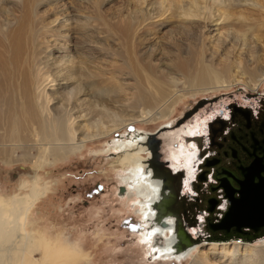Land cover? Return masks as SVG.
<instances>
[{
	"label": "bare ground",
	"instance_id": "bare-ground-1",
	"mask_svg": "<svg viewBox=\"0 0 264 264\" xmlns=\"http://www.w3.org/2000/svg\"><path fill=\"white\" fill-rule=\"evenodd\" d=\"M39 1L0 0V161L4 165L31 162L40 171L41 168L50 166L53 160L78 152L84 142L107 137L119 130L128 121L119 113L109 111L107 107V103L116 93L122 94L125 100L129 97L130 100L140 102L145 107L140 111V118L152 122V116L147 118L148 110L161 106L158 114L162 117L164 113L171 111L179 98L171 96L167 99V81L174 80L173 75L179 74L191 80L197 91H214L226 83L221 79V73L208 62L211 60L204 59L203 52L212 48L211 43L215 39L208 41L207 33L219 31L221 20L217 22L218 19H215L217 12L223 3H230L231 0H189L185 4L179 0L172 11L170 7L168 10L164 7L167 0H160L157 8L152 7L151 0H136L139 3L135 10L138 16L134 14L131 19L134 22L125 20L127 23L121 28L120 39L124 43V51L121 64L114 72H109L104 60L108 50L103 44L106 40V24L102 18L98 19L97 32L100 37L97 42L92 45L90 42L96 29L82 24V37L78 38L79 41L82 40L81 44L70 47L71 38H74L69 33L70 24H65L58 13L53 14V20L39 14L36 11ZM167 11V19L174 18V13L179 14L178 26L183 28L184 42L171 40L166 43L169 49L162 48L160 54H157L150 43L149 35L163 24L162 17ZM82 19V23L87 21V18ZM140 48L145 49L144 54L140 53ZM96 53L98 56H95ZM145 54L148 55L144 56ZM154 56L157 58H153ZM169 56L172 58L168 62L160 61ZM125 80L132 82L130 89H126L128 82L125 83ZM126 103L129 104L128 100ZM93 115L99 119H94L96 122L92 125L86 123L85 120L88 121ZM257 117L254 114L249 117L247 114L245 119L256 120ZM241 121L240 117L234 120ZM236 126L235 124L234 129L228 133H239L242 130L239 135L243 140L233 144L237 157L230 160L229 154L217 156L214 151H210L209 156L216 157L217 160H209L205 166L214 169L213 173L219 171L225 175L228 170L235 171L229 162L233 165L248 163L252 137L247 139L243 124L240 128ZM251 127L253 129H248V134L254 132L255 126ZM162 129L167 130L166 127ZM78 131H81V137H78ZM122 132H119L121 135L117 139L109 140L107 151H112L113 156H116L111 162L115 164L122 193L127 190L133 196L127 197L129 201L135 202L138 241L151 260L180 263L190 257L194 250L206 246L196 255H191L190 264H264V246L256 250L249 243L241 245L240 243H244L241 241L231 244L224 241L206 243L203 242L204 239L198 238L194 240V244L175 253L172 249L175 241V219L160 215L156 217L154 209L155 204L167 199L168 195V192L161 191L159 178L151 176L148 146L154 137L141 131L130 135ZM227 140L226 133L222 136V141ZM225 149H228V145ZM15 150H19L23 158L17 157ZM32 150L38 153L36 157L30 155ZM201 165L199 168L204 167ZM171 171L173 172L172 168ZM209 179L212 178L207 180ZM36 181L37 174H34L29 191L34 200L45 195V187L38 190ZM212 186H207L208 191L216 190ZM125 195L120 194V199ZM25 203L24 199L14 198L11 208L6 209L0 204V264H44L46 260H50L52 264L66 262L57 242L47 240L49 236L45 238L39 231L35 235L40 236L39 239L33 240V236L24 229L22 219L28 213ZM176 203L179 212L184 210L187 214L190 210L184 204ZM217 204L216 213L220 217L226 204L221 198ZM130 206L133 207V204ZM192 225L193 223L190 224ZM201 228L197 234L203 235ZM185 230L188 234L190 229L185 227ZM193 233L195 235L194 230ZM189 239L193 241L190 236ZM34 252H39L40 258L34 259Z\"/></svg>",
	"mask_w": 264,
	"mask_h": 264
},
{
	"label": "rangeland",
	"instance_id": "rangeland-1",
	"mask_svg": "<svg viewBox=\"0 0 264 264\" xmlns=\"http://www.w3.org/2000/svg\"><path fill=\"white\" fill-rule=\"evenodd\" d=\"M178 1L167 0L165 9L168 10L170 7L172 11ZM182 1V4H185L189 0ZM151 2H153L152 7H159L160 0H151ZM137 6L139 3L136 0H40L36 11L41 15L49 16L51 18L49 20H53V14L58 13L65 24H70L69 33L74 37L71 38L70 47L73 44H81L82 40L80 42L78 38L82 37V24L93 26V30L96 29L93 31L90 42L91 45L97 42L100 37L97 32L98 19L102 18L106 24L105 39L108 41H102L105 49L108 50L105 52L104 60L107 62L105 63L109 72H114L115 68L121 64V55L124 51V43L120 37L121 28L127 23L125 20L133 18ZM165 13L162 17L163 24L156 27L153 30L154 33L151 32L149 35L150 43L157 54H160L159 51H162V48L169 49L166 43L171 40L184 42L183 28L180 29L178 26L179 14L174 13V18L167 19L169 12ZM136 16H138L137 13ZM82 18H87V21L82 23L84 21ZM215 19H218L217 22L221 20L219 31L207 33L208 41L215 39L211 43L212 48L204 50L203 56L207 61L210 59L211 61L208 62L221 73V79L226 82L223 87L214 91H197V87H193L191 80L179 74L173 75L174 80L167 81V99L171 96L173 98L179 96V98L173 104L171 111L168 114L164 113L162 117L158 114L161 106L148 110L147 118L152 116L154 118L152 122H146V119L140 118V111L145 108L140 102L126 97L128 104L122 94L116 93L115 97L109 98L111 101L109 100L107 107L109 111L119 113L122 117L124 116V120L128 121L119 130L107 137L84 142L78 152L55 159L50 166L43 167L40 171L31 162L4 165L0 161V204L8 209L11 207L13 198L26 201L28 215L22 219L24 229L31 234V237H35H32L33 240L36 238L38 240L40 236H36L41 232L40 235H44L45 238L49 236L47 240L57 242V247L63 251L66 260L59 264H190L191 255H196L199 250L206 248V246L199 247L180 263L151 260V257L147 256L145 249L138 241V216L135 212V202L129 201L128 197L120 199L119 188L122 185L111 163L116 156H113L112 151H107V146L109 140H115L121 135L120 131L127 135L136 131L151 134L159 140V161H169L173 171L181 167L187 170L184 178L187 181L192 176L191 163L196 153L193 144L190 143L191 151L185 147L182 137L188 135L187 140L191 142L193 137L200 136L202 132L200 127H203L211 118V111L215 107L209 106V109L200 107L191 119H183V115L191 111L202 99L218 96L224 98L228 94H233L237 100H241L244 94L264 95V0H231L230 3H223ZM141 48L139 51L144 54L145 49ZM171 58L172 56L163 57L160 61L166 63ZM127 82L125 87L130 89L132 82L125 80V83ZM94 117L91 116V119L85 122L92 125L99 119ZM129 117L133 119L130 120ZM190 121L193 122L190 123ZM167 125L173 128L166 130L164 136H159V131ZM177 129L179 130L175 132ZM78 133V137H81V131ZM167 137H172V141L166 140ZM174 141L178 142L177 148L172 146ZM15 151L17 157L23 158L19 150ZM37 154L36 150L30 153L33 157ZM34 174H37L35 182L37 189L41 190L45 187L44 197L37 200L29 195ZM207 182V186L214 184L212 179ZM203 198L205 195L198 194V201L191 203L192 206L196 208L200 199ZM131 204L133 207L130 206ZM183 204L187 205L186 202ZM199 209L201 208L197 210ZM187 215L189 217V211ZM193 230L196 235L197 230ZM212 241L219 243L224 241L230 244L241 241L244 242L240 243L241 245L249 243L256 250L264 246V236L250 241L220 240L214 236L203 240L206 243ZM38 254L39 252H34V259L40 258ZM44 264L52 263L46 260Z\"/></svg>",
	"mask_w": 264,
	"mask_h": 264
},
{
	"label": "water",
	"instance_id": "water-1",
	"mask_svg": "<svg viewBox=\"0 0 264 264\" xmlns=\"http://www.w3.org/2000/svg\"><path fill=\"white\" fill-rule=\"evenodd\" d=\"M166 132L164 130L159 131V136H164ZM156 139L155 137L153 138L155 141L149 149L151 176L159 178L161 191L168 192V195L167 199H161V202H157L154 209L156 210V217L160 215L175 219V241L172 244V249L175 253L183 251L194 244V240L198 238L211 239L214 236L220 240L236 239L249 241L252 238L264 236V151L261 145H256L251 152H248V163L235 169L234 173L237 177L223 176V178L217 180L216 186L220 187L218 189L221 190V199L226 204L220 217L216 213L219 199L213 197V192L209 194V187H207L206 182H203L205 180L203 177L199 178L198 193L205 195V198L201 199L206 206L203 213L207 217L204 218L202 210H197L198 208L192 205L189 207V217L184 210L182 212L178 211L175 205H177L179 185L175 183V177L170 168L158 161L160 154L156 146L158 142ZM166 140H172V137H167ZM119 192H122L121 187ZM194 201L196 202L197 199ZM198 215L200 219L203 217L204 221L202 222V228L200 226L197 227L196 233L200 228L203 229L204 233L203 235H194L193 230H189L188 234L193 240L191 241L185 227H188V224H194L196 219H199Z\"/></svg>",
	"mask_w": 264,
	"mask_h": 264
},
{
	"label": "flooded vegetation",
	"instance_id": "flooded-vegetation-1",
	"mask_svg": "<svg viewBox=\"0 0 264 264\" xmlns=\"http://www.w3.org/2000/svg\"><path fill=\"white\" fill-rule=\"evenodd\" d=\"M209 106H212L213 108L215 107V109H212L213 111H211V115H210L211 118L207 122H205V125L203 127H200L202 129L201 135L193 137L191 139V142L187 140L188 135H184L182 137V143L185 145L186 148H189L190 151L192 150L190 143L193 144V146L195 147V153L196 154L193 157L192 163H191L192 176L190 178H188L186 181V179H184V178L187 175V170L185 171L182 167L179 168V170L172 172L174 174V177H175V183L179 185V188L177 190V193H178L177 202L180 205H182L184 202H186L187 205H185V207H190L193 203H196L198 201L197 195L199 194L198 191H199V185H200V183H199V178H200L199 176L200 175H202L203 179L205 180L203 182H207V179L209 177L212 178L214 180L213 183L215 184V186H214V184H212V185L216 188H217V186H216L217 180L220 178H223V176L230 177V178H234L235 176L237 177V175L234 173V171L231 172L228 170V172H226L225 175H222L219 173V171H217V173L220 174V175H217L216 172L213 173L214 169L205 166V165H207L209 160L213 159V162L217 160L216 157L209 156L210 151H214V153L217 156L219 154H222V156L229 154L230 160H233V158L235 159V157H237V152L233 148V144H236L237 141L243 140L242 136L239 135V133L242 130H240L239 133H228L229 130L232 131V129H234L235 124L237 125L236 127H238V128H240L243 124L244 125L243 130L247 134V139H250V136L252 137V141L249 143V147L251 149V150H249V152H251L254 149V147L258 144L261 145V147L263 148V151H264V95H261L259 93H254L253 95L244 94L241 96V100H237L233 94H228L224 98L218 96V97H213L211 99H202L196 106H194L192 108L191 111L186 112L182 118L183 119H186V118L191 119L193 116H195V111L198 108L205 107V108L209 109ZM218 107H219V109H218ZM222 107H223V109H221ZM217 111H218V113H217ZM247 114L249 115V117L253 114L258 115V117L256 120H254V119L248 120V119H245V118H247ZM238 117H240L242 119V121L241 122H234V120H236V118H238ZM249 121H250V123H249ZM192 122L193 121H190V123H192ZM248 124L250 125V127L245 128V126ZM251 126H255L254 132L252 134H250V133L248 134L247 132L249 130L253 129ZM163 127H166L167 130H170L173 128L171 125H167V126H163ZM185 127L186 126H184V128ZM180 128H183V127H180ZM179 129L175 130V132L178 131ZM226 133L228 135V140L226 142H223L222 136H224ZM239 136H240V139H239ZM156 140L158 141L156 146L159 148L158 138ZM154 141L155 140L152 139L149 142L150 145L148 146V149H150V147L152 146V143ZM227 145H228V149H225V146H227ZM172 146L174 148H177L178 142H175V141L172 142ZM263 158H264V154H263ZM226 159L227 158H224V160H226ZM158 161H159V158H158ZM160 162L163 163L164 165H166L168 168H170L169 161H166V162L160 161ZM111 163H113V162H111ZM201 164L204 165V167L199 168V166ZM219 164L220 163H217V165H219ZM229 164L232 165V167L234 169H237V167H243L244 166V164L239 165L238 163H234V165H233L231 162H229ZM113 169H115L114 163H113ZM170 170H171V168H170ZM184 181H186V182L184 183ZM209 185H211V184H209ZM126 191L125 192L123 191V193L122 192L120 193V194H124V193L126 194L124 199L128 195L132 196L131 194L127 193ZM209 194H211V192H209ZM212 195L214 198L220 199L221 198V190L217 188L216 191H214ZM195 199H197L196 202L194 201ZM199 205L197 206V208H201V210L204 211V209L206 207L205 202L200 199ZM203 211H202V215L204 218H206L207 215L205 216ZM27 215H28V213H27ZM203 217H202V219H200V216H199V219H196V221H195L196 225H195V223L192 226H190V224H188L187 225L188 229H190V231L193 230L192 228L197 229V227L199 225H201L202 222L204 221ZM254 239H257V238H254ZM251 240H253V238Z\"/></svg>",
	"mask_w": 264,
	"mask_h": 264
}]
</instances>
